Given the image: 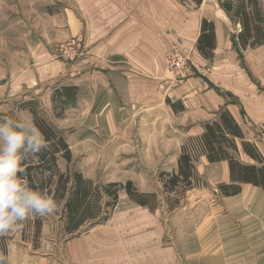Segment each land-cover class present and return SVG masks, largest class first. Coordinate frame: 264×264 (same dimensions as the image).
Listing matches in <instances>:
<instances>
[{
    "label": "crops",
    "instance_id": "crops-1",
    "mask_svg": "<svg viewBox=\"0 0 264 264\" xmlns=\"http://www.w3.org/2000/svg\"><path fill=\"white\" fill-rule=\"evenodd\" d=\"M75 4L84 24L52 26L50 38L58 43L84 37L69 81L62 79L65 65L59 61L42 67L45 59L54 57L40 41L36 70L27 69L22 75L27 79L23 96L0 101V109L15 113L18 105L28 113L22 105L36 99L44 109L50 106L52 90L74 88L73 97H63L72 111L80 113L72 133L63 137L71 156H86L89 145H100L98 155L104 156L113 144L114 157L124 160L117 171L127 174V160L137 159L129 163L132 175L138 168L156 166L158 162L148 158L170 150L171 143L154 148L153 141L174 140L179 152L184 139H198L204 123L226 109L243 134L242 140H235L239 162L258 165L243 152L241 142L245 141L255 146L264 163V46L249 50L240 68L230 42L231 34L241 30L240 24L231 22L219 7L216 10L217 5L203 10V3L187 7L176 0H75ZM204 20L213 24L212 59L225 76L198 74L210 61L202 58L196 45ZM20 27V35L28 33ZM40 33L44 37L43 30ZM182 46L195 61L178 82L166 70L164 56ZM50 72L57 77L51 80ZM38 80H44L41 92ZM133 139L144 144L131 147ZM177 157L167 162L171 169L176 168ZM198 157L203 171H216L208 179L217 186L215 191L218 185H229L227 162L209 163L202 149ZM240 187L239 194L229 197L201 187L191 189L192 209L172 213L171 242L163 228L152 227L151 218L133 234L132 221L127 220L132 218L118 214L57 249L58 256L37 257V252L7 247V264H264V190L250 184ZM0 254L4 255L2 250Z\"/></svg>",
    "mask_w": 264,
    "mask_h": 264
},
{
    "label": "rangeland",
    "instance_id": "rangeland-1",
    "mask_svg": "<svg viewBox=\"0 0 264 264\" xmlns=\"http://www.w3.org/2000/svg\"><path fill=\"white\" fill-rule=\"evenodd\" d=\"M176 1L179 2L178 0ZM227 1H232L234 6L237 2L236 0H203V10L208 8L210 10L211 6L217 5L216 10H219V7L231 22L238 24L236 23V20L233 19L234 16L232 13L227 14L222 9L224 2ZM257 2L260 12L264 17V0H257ZM179 3H183L187 7H194L196 5L190 0H181ZM75 5V0H0V101L7 99L11 101V99L20 98L23 96L25 88H27V79L24 81L22 75H24V72L26 74L27 69L36 70L37 66L34 65L37 61V50L40 48V41H44V44L47 47L46 49H48L50 55L54 57L52 59H45L44 61L47 62L42 65V67L44 66V68L47 69L49 68L48 64L50 62L59 61L65 65V75L61 77L62 79H65V81L66 79L69 81L68 79L71 78L70 75L74 73V71H70V67L80 56L83 46L75 58L69 59L63 56V54L60 52V48L68 44L77 36L58 43L50 40V38L51 33L53 34L52 26H81L84 24L82 19L83 16L77 13V7ZM72 19L74 21H71ZM77 19H79V21ZM20 26H24L25 29L27 28L28 33L20 35V30L22 29ZM232 26L230 29H232L234 32ZM41 30H43L44 37L39 35L41 34ZM25 35H27V37H25ZM78 36L82 37L84 45V37L82 35ZM231 36L230 42L232 44L233 51L236 55V58H238L239 67L241 68L242 66L243 68V65H241V63H243V57L250 49L243 50L236 39L237 35H234L233 33ZM189 59L190 68H194L193 62L195 60L192 59L191 52ZM214 62V59L211 58L209 63L204 66L205 71L202 70L200 73H197L206 78L213 76L216 73L218 75L225 76L224 71ZM50 73L53 76L51 80L57 77L56 74L53 75L52 72ZM34 75L37 77L39 73L36 71L34 72ZM38 81L40 82V86L44 82V80ZM47 82H49V80H47L46 83ZM32 86L33 88H36L35 83ZM42 89L43 86H41L38 90L41 92ZM61 89L62 88H60V90ZM60 90L59 88L56 91L52 90L51 98L49 100L50 106L45 105L44 109L40 108L39 100L37 99L29 103L35 104L34 106L36 107L39 116L43 118L44 121H46L50 126H52L57 134L64 137V135L66 136L67 134L68 136L69 133H72V127L74 122L78 121L79 118L76 117H80V113L71 110L68 101H64V96L58 93ZM20 108L21 107L17 105V110L15 113H6L4 109H0V118L10 117L14 120L25 123H34L32 114L29 111L28 113H25L24 111L22 112V109ZM172 142H174V140L160 141L156 139V141H153L152 145L154 148L156 146L161 147V145L164 146L167 143H171L170 150L167 151V154L165 155L163 154L162 156L148 158L151 161L155 160L159 165L157 164L156 166L154 165L152 167L149 166L148 168H138L137 171H134V175L130 173L131 170L134 169H130L129 163H135L133 159L137 160L136 158H130L127 160V174L126 172L121 173L122 170L117 171V168L124 162V160L114 157L113 151L117 148H113V144L107 147V149L104 151V156L100 157L98 154L101 155V146L98 145L99 147H97L89 145L86 149L88 151V156L86 155L81 158H73L71 156V162L69 164H67L63 159H59L58 167L62 173L67 174L71 178L69 187H72L73 185L72 178L74 175L78 174L83 179L90 181L94 188H104L109 184L125 185L130 181L132 183L133 189L139 194L154 196L155 204L152 205V208H154L152 210L149 207L142 208L134 204L128 198L126 192L123 189H119L117 192V204L113 209H108L107 220H109L110 217L118 214L128 215L130 218H132L127 219L128 221H132V223L130 222V225L132 226V233L134 231L139 233L140 230L144 229L146 224L148 225L150 223L148 219L151 218L152 227L154 229L158 227L159 229L163 228L166 239L171 242L174 237V223H171L172 213L176 210L186 211V209H192V205L194 204V198L192 194H194V192H191V189L201 187L205 188V190L213 191L214 188H217L215 184L212 185L208 181V179L214 177L216 171H211L210 169H205L203 171L200 161H198V156L201 152L202 146L199 144L197 139H184V142L181 146V151H179L180 154H178L179 152L176 143ZM162 143H164V145ZM138 144L140 143L133 139L130 145L133 147L138 146ZM142 144L144 143L142 142L139 146H142ZM185 152L194 159V183L191 188L180 187L175 191L172 189L170 190L167 188L168 180L172 174L176 173L178 158L182 153ZM233 155L238 159V161L242 159L237 156L236 153ZM176 157V168L171 169L172 166L168 165L167 162H171ZM196 167L198 172L196 171ZM132 179H134V181ZM217 192H220L219 189H216V191L214 190L215 194H217ZM101 193V206H103V203L108 201L110 202V197L104 190H102ZM105 211L107 210H102V215L99 217V219L105 216ZM98 220H96L97 222L94 224L86 223L82 225L79 230L73 234H67L65 232L67 228L66 217L62 203L61 206H59V210L55 214L47 217L29 219L25 222L22 230H17L14 233L10 232L7 236L0 237V250L3 251L6 258L7 247L10 246L24 248L29 252H37V257L51 258L53 254L58 256V252L56 251L57 249L59 250L67 246L71 240L82 236L93 226H101L107 221L98 222ZM137 229L139 231H137ZM30 257H32V255H30Z\"/></svg>",
    "mask_w": 264,
    "mask_h": 264
},
{
    "label": "trees",
    "instance_id": "trees-1",
    "mask_svg": "<svg viewBox=\"0 0 264 264\" xmlns=\"http://www.w3.org/2000/svg\"><path fill=\"white\" fill-rule=\"evenodd\" d=\"M181 2V0H178ZM200 6L202 0H190ZM235 6L232 1L224 2L222 9L228 14L232 13L233 19L240 24V31L236 36L238 44L243 50L264 46V17L260 12L257 0H236ZM215 33L213 24H207L204 20L201 26V34L197 40V49L202 58L211 60L215 48ZM58 93L65 98L73 97L74 88H62ZM57 93V94H58ZM35 104L25 103L22 107L29 110L34 119L35 126L43 133L50 143V148L42 151L38 159L24 161L27 170V180L31 187L52 196L59 206L63 203L66 217V233L73 234L86 223H95L102 215V210H107L104 217L98 220H107L108 209H113L117 204V192L123 189L128 198L140 207L152 208L155 197L141 195L133 189L129 181L125 185L109 184L104 188L92 186V183L83 179L80 175H74L72 187L71 178L62 173L58 167V160L63 159L67 164L71 162V153L65 139L57 134L37 113ZM204 132L197 139L202 146V153L209 163L214 164L225 161L228 163L230 173L229 185H218L222 196H235L240 193L243 184H250L264 190V163L253 144L242 141V150L252 158L257 166L241 164L233 154H237L235 140H242L243 134L232 115L226 109L215 113V118L204 123ZM194 159L188 153H182L178 158L176 173L168 180L167 188L176 190L180 187L191 188L194 179ZM102 190L110 197V202L103 203ZM104 208V209H103ZM37 231V230H36ZM38 233V231H37Z\"/></svg>",
    "mask_w": 264,
    "mask_h": 264
},
{
    "label": "clouds",
    "instance_id": "clouds-1",
    "mask_svg": "<svg viewBox=\"0 0 264 264\" xmlns=\"http://www.w3.org/2000/svg\"><path fill=\"white\" fill-rule=\"evenodd\" d=\"M49 148L50 143L34 123L0 118V237L22 230L29 219L59 210L52 196L29 185L23 163L38 159ZM0 264H7L3 254Z\"/></svg>",
    "mask_w": 264,
    "mask_h": 264
},
{
    "label": "built area",
    "instance_id": "built-area-1",
    "mask_svg": "<svg viewBox=\"0 0 264 264\" xmlns=\"http://www.w3.org/2000/svg\"><path fill=\"white\" fill-rule=\"evenodd\" d=\"M83 46V39L77 36L68 44L60 48L66 58L73 59L78 55ZM190 50L186 47H173L164 56L166 70L173 75L176 81H182L190 69Z\"/></svg>",
    "mask_w": 264,
    "mask_h": 264
}]
</instances>
